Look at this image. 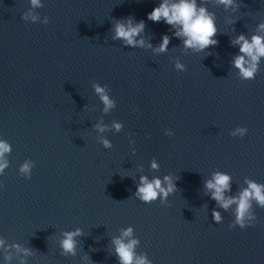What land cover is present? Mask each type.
Segmentation results:
<instances>
[{
    "label": "water",
    "instance_id": "water-1",
    "mask_svg": "<svg viewBox=\"0 0 264 264\" xmlns=\"http://www.w3.org/2000/svg\"><path fill=\"white\" fill-rule=\"evenodd\" d=\"M157 3L0 0V264H120L115 238L137 241L133 264H264V206L251 198L255 225L230 228L237 203L225 209L205 187L215 172L230 176L226 198L264 185V57L241 78L232 43L264 37V0H197L218 29L204 51L147 18ZM128 17L144 20L142 45L115 36ZM141 176L177 188L145 203Z\"/></svg>",
    "mask_w": 264,
    "mask_h": 264
},
{
    "label": "clouds",
    "instance_id": "clouds-1",
    "mask_svg": "<svg viewBox=\"0 0 264 264\" xmlns=\"http://www.w3.org/2000/svg\"><path fill=\"white\" fill-rule=\"evenodd\" d=\"M33 5L37 4V0H31ZM226 7L236 4V0H220ZM31 16V12H26L23 15L25 20ZM32 20H35V16H31ZM147 18L154 22L163 21L166 25H170L172 34L178 38H183V43L186 48H191L195 51H204L210 45H216L218 40L215 38L218 31L214 14L208 12L204 6H200L197 0H159L150 12L147 13ZM127 23H117L115 25V36L123 38L128 46H136L143 44V38L135 40L139 33L145 28V22L143 19L139 20L135 24L132 23V18H125ZM47 22V21H45ZM260 28L264 30V25H260ZM170 42V37L167 33L161 35V42L158 46L160 51H166ZM232 43L239 45V55H236L233 59V65L240 69L241 78L252 79L254 73L257 71L258 61L261 57H264V37L259 35H253L251 40L245 37L243 33L239 34ZM149 42V47H151ZM247 57V59H246ZM177 67H181L177 64ZM98 92L103 90L97 86ZM106 105L112 106L113 102L108 99L106 95L102 96ZM120 124H116V128L119 129ZM246 127H237L231 135L239 133L241 136L247 133ZM103 143L106 146H110L108 140H104ZM10 151V145L7 141L0 140V174L8 165L7 159L4 157V153ZM153 168L158 167L156 162L151 165ZM28 164L25 163L22 166V171H28ZM177 179H179L177 177ZM167 192L174 191L177 185L170 177L165 176ZM230 176L223 172H215L211 179L205 181V187L212 190L211 196L215 199L221 207L227 208L234 201L238 207L236 209V216L233 223L229 224L230 228L239 226L241 229L254 226L256 223L255 216L249 211L250 199L254 198L260 205L264 206V185H260L257 182L249 181L248 187L243 189L239 194V198L236 197L226 198L225 190L230 188L229 185ZM162 181L160 178H153L149 180L146 176L140 177V183L137 185L136 196L144 201L150 203L155 200L158 195L161 199L166 197L167 192L165 187L161 186ZM213 221L216 223L221 222V215L219 211L213 210ZM132 229L129 227L123 232V236L127 237L131 234ZM81 234L77 229L75 232L65 233V239L62 241V247L66 251L73 250L74 241L73 236ZM115 244V251L120 259V264H133V248L137 243L135 239L124 242L122 238H115L113 240ZM135 264H151L145 257H137Z\"/></svg>",
    "mask_w": 264,
    "mask_h": 264
}]
</instances>
